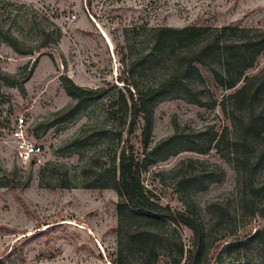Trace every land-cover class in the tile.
Instances as JSON below:
<instances>
[{"label": "rangeland", "instance_id": "obj_1", "mask_svg": "<svg viewBox=\"0 0 264 264\" xmlns=\"http://www.w3.org/2000/svg\"><path fill=\"white\" fill-rule=\"evenodd\" d=\"M0 23L12 30L21 52L30 51L20 54L0 38V72L30 74L24 90L6 82L0 90V261L16 249V256L25 254V264H113L123 238L118 231L123 225L120 195L115 189L86 190L82 181L83 169L95 166L94 157L102 166L119 156L127 141L115 134L110 112L122 88L117 81L121 61L129 64L131 48L138 52L144 42L131 31L160 26L264 30V0H0ZM150 50L148 45L145 54ZM263 68L264 56L251 73ZM65 78L106 94L98 102L83 103L70 119L58 120L60 112L77 104ZM20 120L25 134L42 147L35 163L16 159L11 133ZM175 123L196 131L213 128L211 133L218 135L232 129L220 107L168 99L155 109L151 142L171 136ZM131 141L141 152L140 132ZM228 152L226 145L205 154L182 152L143 169L141 181L174 210L186 211L189 202L195 205L210 229L201 264H264V252L256 246L239 253L225 247L264 229V167L256 164L252 151L242 164ZM3 175L18 188L2 186ZM164 230L190 249V230ZM133 253L142 257L139 251ZM156 263L171 262L161 257Z\"/></svg>", "mask_w": 264, "mask_h": 264}, {"label": "trees", "instance_id": "obj_2", "mask_svg": "<svg viewBox=\"0 0 264 264\" xmlns=\"http://www.w3.org/2000/svg\"><path fill=\"white\" fill-rule=\"evenodd\" d=\"M139 30L135 27L131 32L143 36L144 42L140 52L131 48L133 60L129 64L121 61L122 77L117 81L122 88L111 103L114 131L120 137H127L125 147L119 156L115 155L102 166L94 157L95 166L83 169L82 187L86 190L115 189L120 195L118 216L123 225L118 231L123 238L113 264H157L161 257L172 264H182L184 257V264H201L207 249L208 225L204 224L193 203L186 204V211H178L156 199L142 184V171L182 152L205 154L223 145L236 163H245L246 155L252 151L256 154V164L264 167V68L251 73L264 56V30L240 26H160ZM125 33L126 37L130 35L129 30ZM0 38L18 53L30 54V51L21 52L19 40L1 23ZM148 45L151 46L150 55L145 54ZM29 76L16 77L0 72V90L6 82L22 91ZM64 85L77 104L57 115L61 121L70 119L83 103L98 102L106 94L102 89L76 86L68 78L64 79ZM168 99H183L201 108L220 107L232 129L226 128L218 135L211 133L213 128L196 131L183 129L175 123L171 136L153 144L154 112L158 104ZM138 132L141 152L131 141ZM7 177H1V185L17 189L14 181ZM65 179L63 176L62 182ZM61 186L66 188L65 183ZM217 206L212 204V207ZM168 226L193 233L194 241L189 250L181 238L164 230ZM251 246L264 252V229L257 230L245 241L225 245L228 251L236 253ZM134 251H139L142 257H135ZM16 253V249L10 251L0 264H25V254L16 256Z\"/></svg>", "mask_w": 264, "mask_h": 264}, {"label": "built area", "instance_id": "obj_3", "mask_svg": "<svg viewBox=\"0 0 264 264\" xmlns=\"http://www.w3.org/2000/svg\"><path fill=\"white\" fill-rule=\"evenodd\" d=\"M24 120H20L17 128L11 133L16 152V159L20 164L35 163L42 153L41 145L33 142L25 134Z\"/></svg>", "mask_w": 264, "mask_h": 264}]
</instances>
